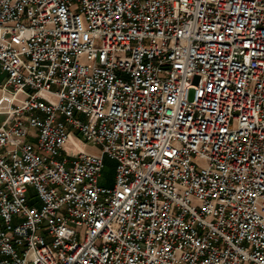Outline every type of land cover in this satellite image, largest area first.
Returning a JSON list of instances; mask_svg holds the SVG:
<instances>
[{"label":"built area","instance_id":"obj_1","mask_svg":"<svg viewBox=\"0 0 264 264\" xmlns=\"http://www.w3.org/2000/svg\"><path fill=\"white\" fill-rule=\"evenodd\" d=\"M0 94V264H264V0H0Z\"/></svg>","mask_w":264,"mask_h":264},{"label":"rangeland","instance_id":"obj_2","mask_svg":"<svg viewBox=\"0 0 264 264\" xmlns=\"http://www.w3.org/2000/svg\"><path fill=\"white\" fill-rule=\"evenodd\" d=\"M1 78H3V77H1ZM190 98H191V95H190ZM2 118H3V116H0V121ZM85 148L87 150H90V151L95 150V148L93 146H89V145L86 146ZM114 168H115V161L113 159L109 158L108 156H105L104 157V166H103V169L101 172L99 184L107 185V186L112 184L113 176H114ZM29 194L31 196H34L35 192H34L33 188H30ZM244 264H251V263H244Z\"/></svg>","mask_w":264,"mask_h":264},{"label":"crops","instance_id":"obj_3","mask_svg":"<svg viewBox=\"0 0 264 264\" xmlns=\"http://www.w3.org/2000/svg\"><path fill=\"white\" fill-rule=\"evenodd\" d=\"M21 96L22 95H18V98H21ZM10 99H11L10 95H7V94L1 95L0 94V106L4 105Z\"/></svg>","mask_w":264,"mask_h":264}]
</instances>
